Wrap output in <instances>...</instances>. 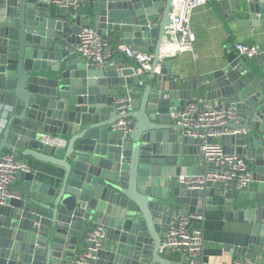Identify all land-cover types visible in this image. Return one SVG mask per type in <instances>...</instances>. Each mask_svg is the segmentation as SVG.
Returning a JSON list of instances; mask_svg holds the SVG:
<instances>
[{
  "label": "water",
  "instance_id": "1",
  "mask_svg": "<svg viewBox=\"0 0 264 264\" xmlns=\"http://www.w3.org/2000/svg\"><path fill=\"white\" fill-rule=\"evenodd\" d=\"M215 1L226 18L251 28L261 50L230 52L214 81L202 85L161 56L173 0H93L70 10L56 0H0V155L62 170L16 176V196L0 205V264H70L93 245L87 234L97 224L106 235L97 264H185L161 242L180 209L204 208L249 224L244 244L232 249L264 258V0ZM83 28L117 33L133 50L152 52L151 70L89 63L77 49ZM194 93L214 109L234 107L221 143L252 170L251 191L234 197L231 181L190 190L174 179L198 173L182 166L198 139L170 117ZM126 118L131 131L115 126ZM43 133L68 144H46Z\"/></svg>",
  "mask_w": 264,
  "mask_h": 264
},
{
  "label": "built area",
  "instance_id": "2",
  "mask_svg": "<svg viewBox=\"0 0 264 264\" xmlns=\"http://www.w3.org/2000/svg\"><path fill=\"white\" fill-rule=\"evenodd\" d=\"M93 0H56L59 7L65 10L78 9ZM208 0H173L170 11V24L167 27L168 44L174 51L180 53L192 50L196 40L190 27L193 11ZM261 17L260 14L257 15ZM80 42L78 52L86 61L97 66L114 63V47L100 33L92 28H83L79 33ZM117 48L138 64V73H148L152 67L153 54L145 50H133L129 45L119 44ZM235 50L241 56L252 57L260 52V46L253 43L240 42ZM210 80H203L207 85ZM128 101L121 98L118 110L126 113ZM170 117L175 125L180 127L185 135L198 139L200 152L207 164H214L212 170L204 174H181L177 180L180 185L190 190H204L209 182H232L235 190L242 191L250 186L253 175L243 157L225 152L221 138L229 132L226 127L228 121L236 118L234 107L214 109L200 97L190 100L184 107H174ZM133 122L130 118L120 119L115 126L125 131L132 130ZM41 140L46 144L64 148L68 139L63 135L41 134ZM31 168L24 160H19L10 154L0 155V205L16 196L11 188L19 173L30 172ZM203 215L182 211L175 216L168 232L161 242V250L171 248L183 252L188 256V264H204L202 255L205 247L204 233L201 227L194 225L195 221H202ZM104 227L97 224L87 234V239L93 245L78 252L70 264H97L95 254L105 240ZM231 264H260L252 259H237Z\"/></svg>",
  "mask_w": 264,
  "mask_h": 264
},
{
  "label": "crops",
  "instance_id": "3",
  "mask_svg": "<svg viewBox=\"0 0 264 264\" xmlns=\"http://www.w3.org/2000/svg\"><path fill=\"white\" fill-rule=\"evenodd\" d=\"M88 6L89 2L82 7ZM190 27L196 37L193 49L174 54V51L170 50L171 47L169 46L167 35L161 56L164 59L173 61L180 71H187L189 79H197L200 83L205 79L210 80V83L214 81V73L221 67V62L227 58L228 54L236 51L235 45L237 43H253L261 48L260 40L255 34L253 35L251 28L239 25L237 19L226 18L219 2L215 0H208L206 4L199 6L193 11ZM102 37L108 40L115 49L114 63L127 61L129 65L136 67V71L138 70V64L117 48L119 44L124 43L121 35L109 31L107 36ZM145 51L149 52L148 50ZM150 53L153 54L152 52ZM195 97H197V94L194 93L193 98ZM200 98L205 100L202 96ZM190 148L193 150L191 154L183 156L182 166L196 167L198 170L197 174H204L210 171L209 169L213 167L203 159L199 143L190 145ZM24 161L30 166L31 171L36 174L45 175L44 172L59 174L62 172L59 166L47 162L33 158H26ZM190 171L184 174H193V169ZM219 184L224 188L225 182H219ZM16 187V184L11 185L12 189ZM253 187L254 182L246 188V191H251ZM232 188L234 197H236L240 191L235 190L234 186ZM182 211L180 209L176 215ZM184 211L187 212L188 209ZM202 215L203 220L195 221L194 225L201 227L204 233L205 247L202 255L204 264H231L234 260L244 259L234 252L232 248L233 246L244 244L246 240L244 239L245 234L242 232L247 230L249 224L236 221L230 212L219 209L207 210L204 208ZM174 252L175 257L173 260H183L185 264H188V256L185 253ZM257 254L254 255L252 260L264 264V258Z\"/></svg>",
  "mask_w": 264,
  "mask_h": 264
}]
</instances>
